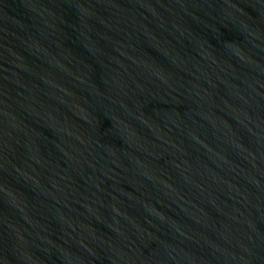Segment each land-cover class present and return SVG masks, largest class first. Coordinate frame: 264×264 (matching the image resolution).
Listing matches in <instances>:
<instances>
[{
	"label": "water",
	"instance_id": "1",
	"mask_svg": "<svg viewBox=\"0 0 264 264\" xmlns=\"http://www.w3.org/2000/svg\"><path fill=\"white\" fill-rule=\"evenodd\" d=\"M0 264H264V0H0Z\"/></svg>",
	"mask_w": 264,
	"mask_h": 264
}]
</instances>
